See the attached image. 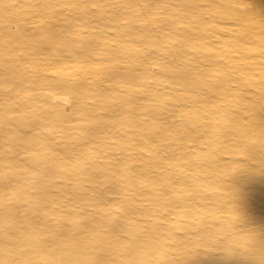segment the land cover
I'll use <instances>...</instances> for the list:
<instances>
[{
  "label": "rangeland",
  "instance_id": "1",
  "mask_svg": "<svg viewBox=\"0 0 264 264\" xmlns=\"http://www.w3.org/2000/svg\"><path fill=\"white\" fill-rule=\"evenodd\" d=\"M247 3L0 0V264H247Z\"/></svg>",
  "mask_w": 264,
  "mask_h": 264
},
{
  "label": "bare ground",
  "instance_id": "2",
  "mask_svg": "<svg viewBox=\"0 0 264 264\" xmlns=\"http://www.w3.org/2000/svg\"><path fill=\"white\" fill-rule=\"evenodd\" d=\"M246 2H248L247 5L249 6V8L251 6L252 9L257 10V11H259L258 6L264 5V1L259 5H258V3L256 4L252 0H246ZM239 18L246 19V20L250 19V14L240 13ZM252 36H253V34H252ZM192 80H194V79H192ZM198 82H199V80H194V81L190 82V85H193V83H198ZM259 105H263V104H259ZM250 117L252 120L251 127L248 128V125H247L246 128L244 129V131H242V132L237 131L236 132V134H237L236 136L239 137L238 141H240L242 138V140H244L248 143L251 140L250 134L254 132V135L252 134V136L254 137V143L253 144L255 145V148H256V150L254 151V152H256L254 154V157H256L255 158V161H256L255 167H257V170H254V172H256L254 181L252 178V183L256 187H255V190L253 191V193H251L247 197L248 199L249 198L250 199L247 202L245 200H243L242 204L246 203V206L249 208V215H251V219L253 218L254 215H258V217L260 218L259 220L261 223L262 234L264 236V108L259 112L253 111V113L251 114ZM237 121L238 120H236V123H237ZM248 129H251V130L248 131ZM253 137H252V139H253ZM261 166H262V168H260ZM250 181H251V179L248 181V183L252 184ZM251 197H252V199H254V202H252ZM240 212H241V209H238L237 206L234 205L231 213H233V214L237 213V215H238V214H240ZM253 212H254V215H253ZM255 242H256L255 240H252V242L248 243V245H250L252 247H256V250L253 251V253H247L246 254L245 263H247V264H264V239L258 245H256ZM224 262L225 261H220V263H224Z\"/></svg>",
  "mask_w": 264,
  "mask_h": 264
}]
</instances>
